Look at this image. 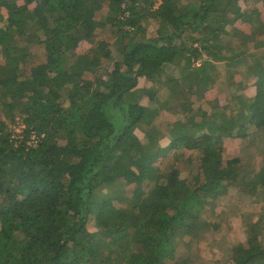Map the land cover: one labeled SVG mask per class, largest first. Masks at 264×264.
<instances>
[{
    "label": "trees",
    "instance_id": "trees-1",
    "mask_svg": "<svg viewBox=\"0 0 264 264\" xmlns=\"http://www.w3.org/2000/svg\"><path fill=\"white\" fill-rule=\"evenodd\" d=\"M157 1L0 0V264H194L177 246L218 230L206 214L219 197H264L262 159L245 169L225 154L226 138L264 136V55H227L219 43L232 33L247 49L243 23L252 37L261 29L263 48L264 0L250 11L246 0ZM152 21L157 35L148 36ZM107 25L121 56L101 80L112 58L100 36ZM248 55L250 85L240 81L236 107L217 95L206 98L210 112L195 108L217 86L214 61L242 70ZM162 112L184 117L164 132L154 123ZM170 148L178 160L183 149L198 154L192 179L175 161L160 169ZM116 184L133 189L131 198L113 192L125 204L97 199ZM261 220L259 237L251 229L225 242L229 258L215 264H264Z\"/></svg>",
    "mask_w": 264,
    "mask_h": 264
},
{
    "label": "rangeland",
    "instance_id": "rangeland-1",
    "mask_svg": "<svg viewBox=\"0 0 264 264\" xmlns=\"http://www.w3.org/2000/svg\"><path fill=\"white\" fill-rule=\"evenodd\" d=\"M179 1L183 3L186 0ZM193 1L196 3L200 0ZM158 2L159 0L157 1V3ZM256 3H258L257 0H246L244 4L245 9L247 11H250L249 9L251 8V6ZM259 10L261 12V6L259 7ZM106 13L107 10L103 8L102 16ZM240 25L242 27H240V30H243V35H245L246 33L250 38L249 45H246L245 47L247 49H239L240 46H236V40L231 38L232 33H229V35L221 36V39L219 40L220 44H224V48L226 47L225 43L228 42V47L224 52L227 55H231L234 54L236 50H238L240 51V53L246 52L249 54L251 50H255L258 54L264 55V46L263 48H261V46H255L257 43L261 42V29L255 37H252V27L248 24L243 23ZM157 28L158 23L156 21H152V23L148 26L147 35H157ZM259 28H261V26ZM230 29L231 25H229L228 30L230 31ZM111 30L112 29L110 25H107L102 28L100 32V36H102V39L110 43L109 50L110 56L112 57L111 59L103 60L102 67L99 68L98 76L101 80L106 74L107 68L111 65L112 61L115 59H119L121 56L116 44L117 37L113 34V32H111ZM36 50L37 46H34V51L36 52ZM201 61L202 60L200 59L197 65H200ZM252 61L253 59L250 55L246 57H241L238 61V65L242 67V70H240L238 67H235L237 63L229 64L226 61L218 59L214 61L213 77L214 79H216L215 85L217 86H214L212 89H210L204 99H194L196 100L195 108L201 107L204 111L210 112L211 108L207 103L206 98L213 99L216 98L217 95L222 99L227 98V101H230V103L235 106V97L239 95L238 93H240V89L238 88L241 83L240 81L243 80V83H247V86L243 84L244 88L246 89L250 85V77L243 71L246 70L248 72L249 64ZM177 69L180 71L179 67H177ZM174 70V67L171 69L169 68V71ZM234 74H236V79L238 80L237 82L239 84H230L229 87L228 83L232 82L231 77ZM229 75H231V77H229ZM225 77L228 80H225ZM159 89H161L159 90V92L161 91L162 94L167 95V91L165 90L166 87H159ZM61 94L63 98L66 99L68 94V88H63ZM249 94L250 92L247 90L245 92V95L249 96ZM179 117L182 118L184 116L181 113H178L176 116L172 113L162 112L156 117L154 123L158 130L168 132L174 126L173 122ZM24 126L25 125L22 124L21 121H17L15 124H13L12 128L15 129L16 132L20 133ZM261 138H264V136H261V133L250 136L245 140L241 138H226L225 154L227 155V157L240 156L242 158L243 168L245 169H250L249 166L254 165V163H257V165L259 166L258 160L262 159L261 164H263L264 162V141H261ZM31 139H33V137H31ZM160 142L162 146H168V144L170 143L169 136H165L161 139ZM179 152L180 151H178V154ZM175 153H177V149L170 148L164 156L158 159V166L163 171V173H165L168 164L173 163L175 161L176 163H174L181 167L185 173H187L185 174L187 175L186 178L192 179L193 174L197 172L200 163L198 154L193 152L192 150L183 149V156L179 157L178 160L174 158ZM196 154L198 159L196 158ZM132 190L133 189L130 186L125 185L124 188L123 186L116 184L111 188V193L109 188H105L104 191L99 194L97 199L102 201L105 198L112 197L113 192H118L119 195H121L123 198H131ZM247 195L248 194L246 193L238 194L234 191H229L228 194L219 197L216 201L218 206L216 205L217 207L215 208V210L206 214L208 215L207 221L209 225H212V223L217 224L218 230H215L214 226H210L207 231L206 237L204 239H197V242H194L192 244L189 243L191 240V238L189 237H186L182 241H179V244L177 246V256H193L195 258V260H192L193 262H195L194 264H215L218 261L224 262L229 258V253L228 251H226L227 243L225 242L229 240H237V242L244 241L247 239V236H249V232L251 231V229H254L253 233H256L259 237L260 229L258 228H260L261 226V217H263L264 215V203L261 204V199L264 200V197L263 195L258 194L254 199L253 196L250 195V197H248ZM112 202L120 205V203L125 204L126 200H118V195H115L114 197H112ZM93 230H96V228L94 227Z\"/></svg>",
    "mask_w": 264,
    "mask_h": 264
}]
</instances>
